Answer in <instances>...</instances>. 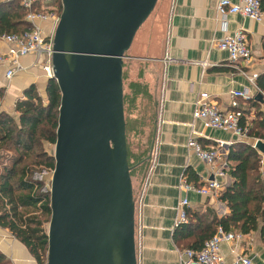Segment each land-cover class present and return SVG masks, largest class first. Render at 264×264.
Returning a JSON list of instances; mask_svg holds the SVG:
<instances>
[{
  "label": "crops",
  "instance_id": "crops-1",
  "mask_svg": "<svg viewBox=\"0 0 264 264\" xmlns=\"http://www.w3.org/2000/svg\"><path fill=\"white\" fill-rule=\"evenodd\" d=\"M49 3L45 6H50ZM216 4L217 0H158L153 16L146 25L142 24L143 29L137 31L130 46V55L147 63L145 78L152 84L155 100L147 168L153 166L144 191V175L133 177L134 196L138 199L141 195L135 211L137 264H180L178 250L185 245L176 239L175 232L177 205L182 198L188 199L189 215L203 214L208 209H213L217 216L228 213L227 205L218 196L185 191L181 187L182 179L201 185L213 177L208 165L188 148V140L193 137L203 147L216 145L219 140L230 142L226 143V153L234 143L253 145L256 140L248 135L237 137L225 130L205 127L201 120L194 119L198 95L205 92L221 109L241 112L247 126L258 113L264 116V102L256 99L259 91L248 79L264 71V20L257 22L238 13L220 17ZM261 5L264 12V0ZM42 26L49 29V23ZM240 28L246 32L252 52L251 60L243 69L245 74L239 68L243 66L230 64L227 53L215 45L216 40ZM6 49L7 45L0 40V51ZM166 57H169L167 62ZM22 62L26 70L10 80L0 67V87H5L14 99L34 84L42 87L40 94L45 96L48 77L35 56L26 55ZM241 90H246L247 96L232 95ZM261 155L264 168V154ZM227 173L217 177L224 185L230 181ZM0 252L10 264H38L27 247L2 226ZM220 252L224 264H235L238 255L249 257L251 264H264V242L258 231L243 234L240 241H223Z\"/></svg>",
  "mask_w": 264,
  "mask_h": 264
},
{
  "label": "water",
  "instance_id": "water-1",
  "mask_svg": "<svg viewBox=\"0 0 264 264\" xmlns=\"http://www.w3.org/2000/svg\"><path fill=\"white\" fill-rule=\"evenodd\" d=\"M60 2L48 77L61 98L45 264H137L123 65L157 0ZM254 147L264 154L263 140Z\"/></svg>",
  "mask_w": 264,
  "mask_h": 264
},
{
  "label": "trees",
  "instance_id": "trees-1",
  "mask_svg": "<svg viewBox=\"0 0 264 264\" xmlns=\"http://www.w3.org/2000/svg\"><path fill=\"white\" fill-rule=\"evenodd\" d=\"M49 4L58 6L61 11L60 0H52ZM42 6L34 3L33 7L41 9ZM27 13L28 9L20 0H0V37L31 30ZM256 85L264 94V71L257 75ZM137 86L134 83L128 86L131 93L124 95L123 103L133 102L138 94ZM3 93L4 88L0 87V97ZM60 98L56 81L47 78L45 99L32 84L23 90V98L15 101L16 115L0 110V226L22 242L38 264L46 263L48 235L45 225L51 216L50 189L42 175L45 168L53 170L55 163L43 144L45 141L55 144ZM254 104L257 105V101ZM237 113L248 136L264 139V116L258 113L247 126L243 114ZM128 130L126 121V140ZM150 139L137 152L131 151L127 140L131 179L136 174L143 176L147 169ZM225 158L230 181L218 198L227 205L228 213L217 216L213 209H208L203 214L189 215L188 211V222L179 224L175 232L176 239L182 241L185 248L200 249L218 227L242 234L258 231L264 242L261 153L250 143L237 142L229 147ZM0 264H10L2 252Z\"/></svg>",
  "mask_w": 264,
  "mask_h": 264
},
{
  "label": "built area",
  "instance_id": "built-area-1",
  "mask_svg": "<svg viewBox=\"0 0 264 264\" xmlns=\"http://www.w3.org/2000/svg\"><path fill=\"white\" fill-rule=\"evenodd\" d=\"M36 1L43 5L41 9L34 8ZM52 0H23L21 3L28 9L26 19L31 23L32 28L21 34H3L0 40L7 45L5 51H0V67L4 68V76L10 80L15 75L26 70V66L22 62V58L26 55H34L35 60L43 71L50 77L53 74L52 55H53V33L59 21L60 12L58 6H45ZM216 11L220 17H225L228 13H238L244 17H248L257 22L264 20V12L262 10L261 0H217ZM42 23H49V29H44ZM218 49L223 50L228 55L230 64L239 67L240 71L245 74L244 66L251 60V50L248 45L247 35L244 29L240 28L233 34L226 35L215 41ZM169 61L166 57L165 62ZM257 74L248 76L253 82L259 93L264 96L262 91L256 85ZM234 96H247L246 90L232 92ZM193 118L201 120L205 127L213 129H221L232 133L237 137L246 136V128L240 124V116L237 112L226 111L221 109L214 102L210 101L207 93L202 92L198 95L193 110ZM226 142L219 140L216 145L203 147L193 137L188 142V148L192 149L195 155L206 163L213 177L205 184L189 183L182 179L181 187L185 191H192L202 195L218 196L226 187L217 177L226 176L228 163L226 161ZM254 146V143H253ZM152 166L146 169L142 181V191L148 184V175L152 170ZM228 174V173H227ZM264 174V170H263ZM135 200L136 206L141 201V195ZM188 199L182 198L177 205L176 226L181 223L188 222L187 213ZM136 227V226H135ZM136 230V228H135ZM136 233V232H135ZM243 234L235 231H225L218 227L216 232L207 239L200 249L183 248L178 250L180 264H224L220 245L223 241H240ZM235 264H251L249 257L238 255L235 258Z\"/></svg>",
  "mask_w": 264,
  "mask_h": 264
},
{
  "label": "rangeland",
  "instance_id": "rangeland-1",
  "mask_svg": "<svg viewBox=\"0 0 264 264\" xmlns=\"http://www.w3.org/2000/svg\"><path fill=\"white\" fill-rule=\"evenodd\" d=\"M156 5L143 25H146L150 17L153 16V13L156 9ZM143 25L142 28H140L138 31H141L143 29L144 27ZM131 49L132 48H130L126 52L125 54L126 56L124 58L123 90H124V95L131 93V89L128 86L134 83L135 85H138L137 86L138 94L134 96V100L132 103H129L128 101L124 103V112L129 128L127 133V140L130 145L131 151L137 152V150L142 149L144 147L147 139L150 137V134L152 132V122H153L152 117L154 116L155 113V100H154L152 84L151 82L147 81L145 78L146 77L145 74L148 70L145 67L146 62L137 60V58L133 57V55H130ZM35 87L37 88L39 93H43L42 87L37 85H35ZM2 88H4V93L0 97V110H4L9 113L15 114L14 111L15 101L17 99L23 98V93L22 94L20 93L19 97L12 99L13 97H10L7 94L5 87ZM42 97L45 99V96ZM43 147L47 151V153L53 155L54 144L45 141ZM262 167L263 166H261V169L264 170V168ZM44 170L45 171L42 177L45 182V185L48 187V189H50V181L53 170H48V168H45ZM135 176L136 175H134V178ZM132 184H133V177H132ZM45 227L47 229L48 224H46Z\"/></svg>",
  "mask_w": 264,
  "mask_h": 264
}]
</instances>
